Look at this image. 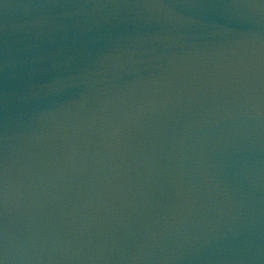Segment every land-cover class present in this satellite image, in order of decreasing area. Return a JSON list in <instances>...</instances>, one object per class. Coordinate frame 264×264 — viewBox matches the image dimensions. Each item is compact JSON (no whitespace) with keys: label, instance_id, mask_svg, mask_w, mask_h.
I'll return each mask as SVG.
<instances>
[{"label":"water","instance_id":"obj_1","mask_svg":"<svg viewBox=\"0 0 264 264\" xmlns=\"http://www.w3.org/2000/svg\"><path fill=\"white\" fill-rule=\"evenodd\" d=\"M0 264H264V0H0Z\"/></svg>","mask_w":264,"mask_h":264}]
</instances>
